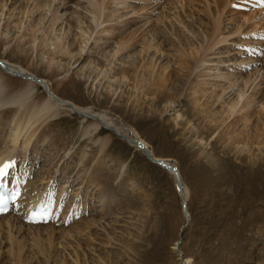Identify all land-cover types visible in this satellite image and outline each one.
Here are the masks:
<instances>
[{
    "label": "rangeland",
    "instance_id": "374dc122",
    "mask_svg": "<svg viewBox=\"0 0 264 264\" xmlns=\"http://www.w3.org/2000/svg\"><path fill=\"white\" fill-rule=\"evenodd\" d=\"M41 1L45 3V0ZM102 1L103 17L97 16L99 26L93 23L92 28L86 27V34L90 38L86 45L82 39L79 40L85 47L81 58L86 56V59L79 61L80 58L76 56L72 60L74 64H69L67 59L59 60V73L49 74L52 69L46 65L49 59L45 58L43 64L35 55L36 46L42 48L45 45L40 43L46 34L49 38L66 36L69 32L67 21L84 14L88 0H54L46 15L43 5L37 10L34 7L40 0H0V65L11 71L4 63L20 64L29 69L34 77L8 65L18 72L8 74L13 78H38L36 81L41 83L38 82V89H35L29 102L42 101L52 94L66 103L59 116L40 124L29 145L24 146L20 142V147L16 146L24 150H21L20 155L25 153L37 163L30 186H40L55 173H58L61 184L64 183L63 188L67 186L69 178L74 179L75 189L84 186L79 190L80 197L88 201L91 209L75 222L77 224L82 218L90 219L77 225L75 222L66 226L52 224L56 227L55 238L45 240L44 246L52 247L46 254L37 253L34 248L33 252L25 253L21 260L12 259L10 262L8 249L3 247L5 253L0 257L1 264H188L185 263L186 258L191 260V264H264V152L258 146H254L250 153L237 152L234 145H229L227 141L228 133H224V137L218 135V131L211 134L195 133L197 128L199 132L202 130L199 125L205 124L209 118H204L203 113L200 118L192 116L194 109L190 100L197 89L199 94H202V87L205 94L215 90L221 99L212 97L209 101L217 102H214L217 110H221L222 105L225 110L229 103L224 104L223 100L229 101L240 96L242 98L239 97L236 113L242 112V105L251 100L249 127L255 128L256 123L260 126L264 123V56L253 53L246 58L239 54L243 51H238L232 45L236 40L262 44L263 40L254 39V35H249V32L264 28V12L260 8L256 11L235 9L232 3L238 0H224L228 6L224 9L223 4L217 9L220 13L219 31L214 33V14L209 10L206 12L208 3L211 4L210 10L215 8L214 0H168L163 4L157 2L158 5H154L152 0ZM56 6H59L58 11ZM230 9L236 10L237 13L233 15L235 19L231 18ZM147 11H150L149 17L146 16ZM54 14L62 15V18L51 27L50 19ZM107 14L109 16L105 17ZM19 21L21 26L18 27L15 22ZM129 21L130 24H125ZM259 21L262 23L259 24ZM240 23H244L242 27H238ZM29 24L40 29L37 40L30 39ZM106 27L110 34H107ZM138 28L140 30L136 33L133 48L120 52L119 39H127ZM243 33H248L243 37L244 41L241 39ZM214 34H219L217 41L225 36L230 38L214 44L203 55L204 47L209 38L212 42ZM68 35L67 39L62 40L66 46L75 42L73 47L76 51V44L80 45V42H77L74 34ZM183 38L193 40L194 46L198 48L201 46L198 54L202 53L203 58L193 71L192 83L187 85L190 89L192 85L196 90L183 89L180 102L176 104L169 100H152V77L144 74V65L146 62L151 65V58L157 68L153 72H160L161 65L166 66L168 63L170 69L175 68L177 59L172 55L175 46L167 44L165 48L168 50L161 51L155 45L144 52L143 43L145 40L164 44L173 41L179 46ZM44 48L47 50L48 47ZM260 60L255 70L242 66ZM138 61L143 63L138 68L141 70L133 64ZM101 66L107 68L105 74L100 72ZM128 67L131 68L129 76L133 75L131 80L114 75V70ZM168 69L167 72L170 71ZM184 77H178L177 86L183 83ZM202 78L206 85L200 81ZM62 79L64 84L59 83ZM170 88L168 86L165 91ZM133 99H138L140 106L137 102L133 104ZM21 114L19 104L0 107L1 152L10 149L8 145L11 144V137L16 134L12 121ZM97 114L107 115L113 125L109 126L108 121L102 119L101 131L88 129V123L95 121V116H99ZM241 114L237 115L240 117ZM244 123L242 120L236 125L234 129L237 133L241 134L245 129L242 128ZM226 125H220V131ZM136 131L150 145L145 148L153 150L158 157L169 159L170 165L178 170V177L188 186V223L179 189L181 182L176 173L170 169V165H167L169 169L166 168L153 160V156L148 157L143 150L126 141L128 135ZM109 134L112 139L102 149L100 139ZM16 150L15 155L18 154ZM31 164L34 165L33 162ZM28 190L27 187V197L30 194ZM58 192L63 193V189H58ZM104 192L107 193L103 200ZM10 216L15 217V213ZM8 220L0 219V224H7ZM91 220L95 224L88 227ZM25 231L30 240V231L27 228ZM42 236L46 238L45 233ZM4 237L6 234H3ZM76 252L80 253L77 259Z\"/></svg>",
    "mask_w": 264,
    "mask_h": 264
},
{
    "label": "bare ground",
    "instance_id": "6f19581e",
    "mask_svg": "<svg viewBox=\"0 0 264 264\" xmlns=\"http://www.w3.org/2000/svg\"><path fill=\"white\" fill-rule=\"evenodd\" d=\"M70 1V0H69ZM54 0H45V3L44 1H41L36 3L35 4V9L37 10L38 8H41L42 5L45 7V15L47 14L46 12L50 10V7L52 6ZM44 3V4H43ZM69 3V2H68ZM160 3V2H158ZM214 5H215V8L214 9H211L210 10V3L207 4V7L208 9L206 8V12H209L211 11L212 14H214V17H215V21H214V33L215 32H218L219 31V22H220V17H219V14L217 12V9H219L221 7V5L224 4V0H214ZM62 6V5H61ZM102 6H103V1L102 0H88V4L87 6L85 7L86 11L84 14L80 15V16H77V18L75 19H71V20H68L67 23H68V26H69V29L67 31V34L65 36V34L63 36H55L53 38H50L48 36L45 35V38L43 37L42 39V42L40 44H44L45 45L41 48V46L38 47V45L36 46V51H37V54H35L37 57H39L38 59L44 64V59L48 58L49 60L46 61V65L51 69L50 73L49 74H52V73H59V69L61 68V66H58L60 64V62L63 60V59H67L69 60L68 63L69 64H74V62H72V60L76 59V56L77 58H80L79 61H82L84 59H86V56H84L83 58H81L83 56V53H84V48L82 46V43L86 45V43L88 42V40L90 39L87 34H86V27H89V28H92L93 26V23L95 24V26H99V17L97 18V16L99 15L100 17H103L102 14H103V9H102ZM227 6L228 4H224L222 7L224 9H227ZM20 7V6H19ZM153 7V6H152ZM184 7V6H183ZM2 8H4V4L2 5ZM58 8V9H57ZM260 10H262L264 12V7H260ZM57 11L59 10V6H56L55 8ZM143 9V8H142ZM145 9V8H144ZM147 9V8H146ZM118 10V9H117ZM156 10V9H155ZM23 11V10H21ZM20 11V12H21ZM33 12L35 10H32ZM232 15H231V18L232 19H235L234 18V14H236V10H228ZM227 11V12H228ZM24 12V11H23ZM150 11H147L146 12V16L149 17L150 14H149ZM152 12V11H151ZM54 13H56L54 11ZM123 13V12H122ZM125 13V12H124ZM28 14V13H27ZM34 15V13H31ZM41 14V13H40ZM90 14V15H89ZM115 14V13H114ZM119 14V13H118ZM44 15V16H45ZM117 15V14H116ZM126 15V13H125ZM1 13H0V19H1ZM43 16V17H44ZM109 16V14H107L105 17ZM217 16V17H216ZM112 17V16H111ZM115 17V16H113ZM264 17V16H263ZM41 18V17H40ZM62 18V15H56L54 14L53 16H51V19H50V24L49 26L53 27L54 24H57V22L60 21V19ZM110 18V17H109ZM118 18V17H116ZM120 18V17H119ZM121 19V18H120ZM229 19V18H228ZM237 19V18H236ZM260 19V17L258 18ZM42 20V19H41ZM40 20V21H41ZM116 20V19H115ZM119 20V19H118ZM134 20H136V17L134 18ZM139 20V19H137ZM157 20V19H156ZM63 21V20H62ZM105 21V20H104ZM107 21V20H106ZM125 21V20H123ZM162 22V21H161ZM184 22V21H183ZM260 22V21H259ZM131 22L129 21V23L125 22V24H130ZM262 21L259 23L261 24ZM105 24V23H104ZM110 24V23H109ZM124 23H121V26H124L122 25ZM244 23H240L238 24V27H242ZM15 25H17L19 27L20 25V21L19 23L15 22ZM14 25V26H15ZM21 26V25H20ZM34 25L33 24H29V28L28 30L30 31V39L32 37V39L34 38V40L36 39L37 40V32L40 31L39 28L35 29L33 27ZM36 26V25H35ZM101 26V25H100ZM107 26V24H106ZM118 26H120L118 24ZM126 26V25H125ZM142 27V26H141ZM140 27V28H141ZM258 27V26H257ZM256 27V28H257ZM263 27V26H262ZM63 28V27H62ZM103 28V27H101ZM111 28V27H110ZM113 28V27H112ZM111 28V29H112ZM115 28V27H114ZM140 28H138L137 30L135 29L133 31V33H128L129 36L128 38L126 39L125 37L124 38H120L119 42H118V50H120V52L122 50H127L129 47L133 48L132 46H134L135 44V39H137V35L136 33L140 30ZM254 28V27H253ZM259 28V27H258ZM257 28V29H258ZM73 29L74 31H76L75 33H73ZM107 29V27H106ZM104 29V30H106ZM157 29V28H156ZM241 29V28H240ZM62 30V29H61ZM65 30V29H64ZM102 29H100V32H101ZM118 30V29H117ZM91 31L93 32V30L91 29ZM107 31V34H110L108 33V29L106 30ZM106 31H102V32H106ZM88 32V30H87ZM95 32V31H94ZM229 32H232V34H234L233 31H229ZM61 33V32H60ZM69 34H74V36L76 37L77 42H80L79 40L82 39V43L80 42V45L76 44V48H78L76 51H75V48L73 47V44H75V42H72L71 44H68L66 46V44L63 42L62 39L66 38L67 39V36ZM89 33V32H88ZM114 33V32H113ZM224 33V32H223ZM45 34V33H44ZM101 34V33H100ZM99 34V35H100ZM113 35V34H112ZM219 34H214L213 36L214 37H211L213 38L212 42L209 38L208 40V43L206 45L205 50H203V55L204 53L208 50V48H212L214 46V44H217V43H220V42H225L226 40H228V36H225L223 39H218V41L216 40L217 39V36ZM231 35V33L229 34ZM91 36V35H90ZM107 36V35H106ZM205 36V35H204ZM101 37V36H100ZM114 37V36H113ZM194 37V36H193ZM254 37V36H253ZM47 38H48V41H47ZM190 38V37H189ZM198 38V37H197ZM118 39V38H117ZM185 38H183L181 41H179V46L176 45L173 41H169L170 43H152L153 41L152 40H145L144 41V52H147L151 47L153 48V46L157 45V48L159 50H168V48H165L166 46H168L167 44H169V46H175L174 47V51L175 53H173L172 55H174V57H176L177 61L175 62L176 66L175 68H172L170 69V64L168 63L165 64L166 66H162L161 65V71L160 72H153L155 71V66H156V63H154V65L152 64L154 59H151L152 62H151V65H149L147 62V65L145 63L144 65V69H145V75L146 74H150V77H152V81L150 82V87L152 88V92H153V97H152V100H155V99H158L159 100H166V101H171L173 102L174 104H176V102H180V93L183 89H190V87H188L187 85L188 84H191L190 83V80H191V76L193 74V71L199 66L198 63H200L201 59L203 58L201 56L202 53H200V55L198 54L199 53V48L201 46H194V41L193 40H184ZM244 39V38H243ZM154 40V39H153ZM247 40V39H246ZM245 40V41H246ZM253 40V39H252ZM251 40V41H252ZM9 41V40H8ZM7 41V42H8ZM31 41V40H29ZM137 41V40H136ZM204 41V40H203ZM217 41V42H216ZM243 41V40H242ZM250 41V40H249ZM258 41V40H257ZM260 41V40H259ZM167 42V41H166ZM184 42H186L187 44H185ZM207 42V41H205ZM211 42V43H210ZM248 42V40L246 41ZM257 43V42H256ZM260 43V42H259ZM263 43V41H262ZM1 44V43H0ZM164 44V45H163ZM203 45H204V42H203ZM19 46V45H18ZM45 46H47V50H45ZM117 48V47H116ZM151 48V49H152ZM203 49V48H202ZM201 52V51H200ZM88 53V51H87ZM86 53V55H88ZM253 54V53H252ZM251 55V54H250ZM35 56V57H36ZM112 56V55H111ZM115 56V55H114ZM255 56V55H254ZM202 57V58H201ZM256 57V56H255ZM60 58V59H58ZM108 58V56H107ZM257 59V58H256ZM60 60V62H59ZM78 60V59H77ZM1 61V60H0ZM111 61V60H110ZM173 61V60H172ZM175 61V60H174ZM8 62V61H7ZM91 62V61H90ZM89 62V63H90ZM150 62V61H149ZM67 63V65H68ZM93 63V62H92ZM95 63V62H94ZM100 64V63H98ZM136 68L138 69L141 64L143 63H139L138 62H135L133 63ZM3 65V64H2ZM2 65H0V107L2 106H5V105H12V104H19V109L20 111L22 112V114L20 116H18V119L15 118L14 122V134L12 137H11V144L8 145V151L6 152L5 151H2L0 153V163L6 159H9V158H12V157H15V150L17 149V147H20L19 146V143H23L24 146H26L27 144L29 145L30 142L32 141V137L35 136L36 132L38 131L39 127H40V124H42V122L44 123L45 120H50L51 118L53 117H56V116H59L62 112V109H65V105L66 103L65 102H62L64 99L62 98H55L54 95L51 96L52 94H49L47 97L44 98V100L42 101H39V102H29V99L32 98L33 96V92L35 91V89H38V81H36L37 79L35 78L32 79L31 77H23L21 76L22 78H13L11 77L10 75H8L9 73H15L16 71L13 70L12 68H18V70L20 69V71H24L26 73H28V75L32 76L33 77V74L32 72H30L29 69H26L24 66H21L20 64L19 65H14V64H10V62H8V64L6 65V63H4V65L11 71H8L7 69H5ZM8 65H11L12 68L10 69ZM65 65V64H63ZM62 65V66H63ZM111 65V64H110ZM109 65V66H110ZM159 65V64H157ZM10 66V67H11ZM107 66V65H106ZM150 66V68H149ZM142 67V66H141ZM140 67V68H141ZM160 67V66H159ZM158 67V68H159ZM209 67V66H208ZM169 68V69H168ZM157 69V68H156ZM166 69L170 70L169 72L166 71ZM217 69V68H216ZM17 70V71H18ZM93 70V69H92ZM129 70H131L130 67H128L127 69L126 68H120L119 70H114L115 72V76L119 75L118 77L119 78H123V79H128L130 78L131 80V77L133 75H130L129 76ZM138 70H141V69H138ZM107 68L104 69L100 68V72H103L104 74L107 72ZM136 71V69H135ZM134 71V72H135ZM149 71H151V73H149ZM167 73H166V72ZM143 72V71H142ZM164 72V73H163ZM13 73V74H14ZM18 73V72H16ZM20 74L22 72H19ZM102 73V74H103ZM133 73V72H132ZM155 74H159L158 75H155ZM23 75V74H22ZM27 75V74H26ZM60 75V74H59ZM181 75H185V77L183 78V83L179 86H177V81H178V77H180ZM201 76V73L199 74ZM204 75V74H203ZM25 76V74H24ZM51 76V75H50ZM53 76V75H52ZM57 76V74H56ZM113 76V75H112ZM114 76V77H115ZM117 77V78H118ZM149 77V78H150ZM210 77V76H209ZM208 77V78H209ZM34 78V77H33ZM136 78V77H135ZM208 78H206L205 80H208ZM214 78V77H213ZM248 80V78H246ZM138 80V79H137ZM202 80V84L206 85V82L204 81V78L200 79V81ZM41 81V80H40ZM249 81V80H248ZM64 80L62 79L61 81H59V83H63ZM142 82V81H141ZM149 82V81H148ZM212 82V80H211ZM41 83V82H39ZM45 83V82H44ZM213 83V82H212ZM232 83V82H231ZM64 84V83H63ZM201 84V85H202ZM210 84V83H209ZM230 84V83H229ZM236 84V83H235ZM211 85V84H210ZM251 85V84H250ZM168 86H171L170 89L166 90L165 89L168 87ZM228 86H231V85H228ZM227 86V88H228ZM206 87V86H205ZM210 87V86H209ZM224 87V86H223ZM235 87V86H234ZM233 87V89H234ZM257 87V86H256ZM142 88V87H141ZM230 88V87H229ZM232 88V87H231ZM253 88V87H252ZM259 88V87H258ZM150 88H148L147 90H149ZM222 89V88H220ZM191 91H194L196 90L192 85H191ZM198 90V89H197ZM197 90L194 92V94L192 95V97H190L191 99V102L193 104V113H192V116H195V118H200L201 117V113L204 114V118L208 117V121L205 122V124H201L199 126H202V130L199 132V129L197 128V132L195 133H204V134H211V133H214L215 131L217 132L218 131V135H223L224 137V133H228L229 137L227 139L229 145L230 144H233L234 145V149H236L237 152L239 153H243L244 151L250 153L254 146H258L257 148L261 151L264 152V123L260 126L259 123H256L255 125V128L254 127H249V121H250V117H251V114L250 113V110H249V107H250V103H251V100L248 101V102H243L244 104L242 105L243 107V110L242 112H239V113H242L241 116L239 117L237 114H239L238 112L236 113V109L238 108V104L240 102L239 100V97L238 96L236 99H231L229 101H226V100H223L224 104L227 102L229 103L227 108L224 109V106L222 105V108L221 110H217L214 106V102L216 101H209L210 98L214 97L216 98L217 100L221 99L219 94H217V91L215 90H211L209 94H205V90L203 89V87L200 89V92L202 94H199L197 92ZM226 89H224L225 91ZM151 91V90H150ZM231 91V90H230ZM50 92H53L52 90ZM55 92V91H54ZM53 92V94H55ZM220 92V91H219ZM192 93V92H191ZM226 93V91L224 92ZM152 94V93H151ZM220 94H223V93H220ZM242 95V94H240ZM234 96V95H233ZM207 97V98H206ZM223 97V96H222ZM226 97V96H225ZM230 97V96H229ZM205 98V99H204ZM242 98V97H240ZM55 99V100H54ZM248 100V98L246 99V101ZM254 100V99H253ZM35 101V100H34ZM157 101V102H158ZM69 102V101H68ZM133 104H135V102H137V104L139 103L138 102V99H133ZM156 102V101H155ZM221 102V100H220ZM71 103V102H70ZM226 103V104H227ZM217 104V102H216ZM72 105V104H71ZM139 105V104H138ZM140 106V105H139ZM176 107V106H175ZM174 107V108H175ZM251 108V107H250ZM197 109V110H196ZM242 109V108H241ZM264 110V105H263V108ZM178 111V110H177ZM238 111H241L240 109ZM202 114V115H203ZM259 114V113H258ZM99 115V114H97ZM181 113H179L178 111V116H180ZM249 115V116H248ZM254 115V114H253ZM183 116V115H182ZM232 116L233 117V120L232 121ZM95 121L93 122H90L88 123V129H90L91 131H95V132H98L101 128H102V125H103V121L104 120H107L105 122H107V124L109 126H112L113 123L111 121H109V118L107 117V115L103 114V115H99V116H95ZM230 120V122L226 123L227 120ZM102 119H104L102 121ZM177 119V117H176ZM207 120V119H206ZM244 121V127L242 128H245L243 129V131L241 132V134L237 133V131L234 129L236 127V125L240 122V121ZM192 121V120H191ZM16 123H18L16 125ZM226 125L225 128L223 130L220 131V128L221 126L220 125ZM220 127V128H219ZM113 128V127H112ZM195 128V127H194ZM119 129V128H118ZM117 129V131H118ZM188 129V128H187ZM101 131V130H100ZM193 131V130H192ZM25 136V138H21L22 136ZM197 135V134H196ZM226 135V134H225ZM112 135L109 134L107 136H104V137H101L100 139V147L102 149H104L106 146H108V143L109 141H111ZM122 136V135H121ZM129 137L126 138V141L130 142L132 145H134L137 149H141L143 150V148L141 147V145H145L147 147L148 142L145 141L144 139H142L140 137V135L137 133L133 134V135H128ZM240 136V137H239ZM125 137V136H124ZM122 137V138H124ZM34 138V137H33ZM216 138V137H215ZM202 140H204L202 138ZM144 143V144H143ZM224 144V143H223ZM7 146V144H6ZM23 146V147H24ZM150 146V145H149ZM28 147V146H27ZM26 147V148H27ZM228 147V146H227ZM3 148V147H2ZM7 148V147H6ZM16 148V149H15ZM23 149V148H22ZM233 149V148H232ZM144 151V150H143ZM204 151V150H203ZM202 151V152H203ZM146 153V155L148 157L151 158V156L154 157V159H159L162 164H165L166 166L167 165H170V160L167 159L166 157L165 158H161V157H158L156 156V154L154 153L153 150L149 149V151H144ZM152 152V153H151ZM150 155V156H149ZM248 155V154H247ZM16 158V157H15ZM251 158V157H250ZM172 172V171H171ZM179 176V174H178ZM180 179V177H178ZM178 179V181H180ZM182 179V178H181ZM181 182V181H180ZM179 182V183H180ZM183 182V181H182ZM177 183V182H176ZM183 186H184V189H185V192H184V197L186 198V200H188V196H189V189H188V186L183 183ZM190 188V187H189ZM49 188L46 190L48 191ZM61 191V190H60ZM106 193L107 192H104L102 193V199L104 200L105 196H106ZM40 197H37L38 195H40ZM59 195H63L62 192H58ZM50 195V194H47V192H40L39 194L36 195V197L34 198H30L28 203H26L27 205V209L30 205L34 204L35 202L37 201H46L47 200V196ZM101 196V195H100ZM75 204H78L80 205V203H75ZM85 204V203H84ZM87 205V204H86ZM81 206V205H80ZM82 207V206H81ZM78 209H80L78 207ZM103 210V209H102ZM13 213H8L6 215H1L0 216V219H9L7 221V224H3L1 223L0 224V257L1 255H3V253H5L3 250V247H6L8 250V258L10 259V262L12 261V259H15V260H21V258L25 255V253H28V251H34V248L36 249V252L37 253H43V254H46L52 247H47V246H44L45 245V240H52L54 237V234H55V230H56V227L55 225H52L51 223L50 224H26L25 222V216L20 214H16L15 213V217L14 216H10L12 215ZM66 216H63V218L65 219ZM90 218H82V220L80 222H77V224L85 221V220H89ZM25 222V223H24ZM76 222H75V225H77ZM95 224V221L94 220H91L89 222V225L88 227H90V225H93ZM27 226V227H26ZM74 226V225H73ZM55 227V228H53ZM26 228L28 229V231H30L31 233V238L29 240V237L26 236V231L24 232V229L26 230ZM44 229H45V232H44ZM60 229V228H59ZM46 234V238H44L42 235L43 234ZM3 234H6V240H4L3 238ZM95 233L91 234V236H93ZM75 237H77V235H75ZM109 241V236L106 237ZM4 240V241H3ZM31 241V242H29ZM6 242L8 243V245L6 246ZM77 243V242H76ZM80 243V241H79ZM81 246V245H80ZM81 248V247H80ZM176 248V247H175ZM27 251V252H26ZM2 252V253H1ZM34 252V253H36ZM12 255H11V254ZM76 259L78 258V256L80 257V253L79 252H76ZM14 255V256H13ZM11 256V257H10ZM13 256V257H12ZM105 257V255H104ZM102 257V260L103 258ZM108 257V256H107ZM106 257V258H107ZM109 258V257H108ZM9 262V263H10ZM102 262V261H101ZM3 263L0 259V264ZM99 263V261H98ZM108 263V262H107ZM185 263H188V264H191V260L189 258H186L185 259ZM67 264V263H65ZM101 264V263H99ZM103 264V263H102ZM109 264V263H108Z\"/></svg>",
    "mask_w": 264,
    "mask_h": 264
},
{
    "label": "snow or ice",
    "instance_id": "6c2138e0",
    "mask_svg": "<svg viewBox=\"0 0 264 264\" xmlns=\"http://www.w3.org/2000/svg\"><path fill=\"white\" fill-rule=\"evenodd\" d=\"M260 3L264 5V0H260ZM9 167H11V165L9 164H4L2 167H0V177H4L7 175V170ZM6 210L7 208H6L5 202L0 200V213L5 212ZM48 218H50V215L46 211H42L39 213L33 212L30 217L31 222H34V223L44 221Z\"/></svg>",
    "mask_w": 264,
    "mask_h": 264
},
{
    "label": "water",
    "instance_id": "95a60500",
    "mask_svg": "<svg viewBox=\"0 0 264 264\" xmlns=\"http://www.w3.org/2000/svg\"><path fill=\"white\" fill-rule=\"evenodd\" d=\"M171 169L175 170V169L172 168V167H171ZM175 171H176V170H175ZM179 180L181 181L180 185H181L182 189L180 188V189H181L180 191H181V193H182L183 190H184V186H183V182H182V180H181V179H179ZM183 201H184V205H185V207H186V199H185L184 196H183ZM187 216H188V217L190 216L188 212H187ZM183 228H185V226H184Z\"/></svg>",
    "mask_w": 264,
    "mask_h": 264
}]
</instances>
